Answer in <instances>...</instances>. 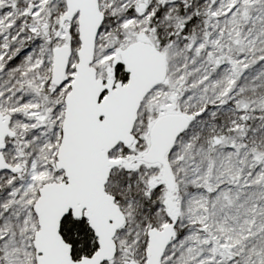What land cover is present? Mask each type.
Instances as JSON below:
<instances>
[{
  "label": "snow or ice",
  "instance_id": "snow-or-ice-1",
  "mask_svg": "<svg viewBox=\"0 0 264 264\" xmlns=\"http://www.w3.org/2000/svg\"><path fill=\"white\" fill-rule=\"evenodd\" d=\"M0 264H264V0H0Z\"/></svg>",
  "mask_w": 264,
  "mask_h": 264
}]
</instances>
